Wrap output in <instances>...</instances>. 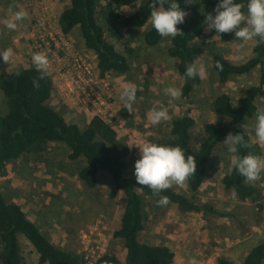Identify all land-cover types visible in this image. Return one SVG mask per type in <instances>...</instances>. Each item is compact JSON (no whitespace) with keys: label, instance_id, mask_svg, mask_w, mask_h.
I'll list each match as a JSON object with an SVG mask.
<instances>
[{"label":"rangeland","instance_id":"374dc122","mask_svg":"<svg viewBox=\"0 0 264 264\" xmlns=\"http://www.w3.org/2000/svg\"><path fill=\"white\" fill-rule=\"evenodd\" d=\"M68 5L69 0H0V52L10 47L15 52L8 64L0 58V74L34 66L32 56L41 52L40 36H34V28L37 26L38 33L42 25L45 28L50 25L54 29L60 11ZM191 5L204 16L215 15V8H205L197 2ZM138 6L121 9L119 13L130 15ZM10 9L27 13L15 30L6 27V22L13 19ZM146 30L130 34L133 38L130 48L135 51L129 57L130 72L105 78L100 77L97 57L85 47L79 28L66 36L72 53L78 55L88 67L91 79L98 81V84L84 86V92L88 95L92 93L91 89H96L104 99L112 95V109H107L105 118L101 120L111 126L130 147L126 176L131 178H136L135 164L141 158L139 147L145 143L159 144L167 140L174 119L184 116L195 119L190 143L193 150H198L206 138V126L224 122L212 111L214 99L228 94L238 103L250 87L258 84L260 76L258 69L251 75L234 77L222 84L213 70L212 56L208 51L197 58L199 64L206 66L201 86L190 99L181 97L169 105L165 89L170 86L181 88L182 85L178 73L179 62L168 55L169 39L157 47H148L141 37ZM124 32L129 37L127 31ZM216 35L215 30L209 32L206 28L203 36L205 45L222 53L232 63L242 64L254 57L255 39L247 43L237 40L225 43ZM106 39L120 53L128 55L121 42L108 33ZM52 62L53 66L49 67L54 81L52 104L68 121L85 129L98 117L83 109L82 100H79L82 93L76 88L73 78H62V70V73L54 72L56 68L61 69L64 63H69L65 59H53ZM129 83L137 86L138 99L130 116L126 117L122 111L127 109L120 97ZM70 87L74 92L70 91ZM257 105L264 109V97L258 98ZM161 106L168 108L170 119L153 125L151 109ZM0 108L4 113L8 109L1 90ZM255 123V119L246 122L247 133L253 143L263 150L264 144L258 143L255 137ZM224 142L217 148L207 180L199 192L191 193L187 181L183 185L172 186L192 200L209 205L211 210L199 214L184 213L170 203L159 205L161 198H148L147 217L140 242L168 246L176 254L175 264H191L193 260L196 264H219L220 259L241 263L257 244L264 242V174L255 181L261 193L260 200L257 203L240 201L235 192L227 190L222 183L229 173L231 159ZM69 154L65 145L49 143L41 154L26 155L8 164L7 176L0 178V190L9 202L20 205L27 217L57 247L84 256L87 264H92L107 253H114L123 260L126 256L124 243L113 236L120 226L126 204L123 195L110 199L113 181L103 172L95 189L86 187L78 177L83 161L73 162ZM20 241L25 258L23 264H39V255L31 244L22 235Z\"/></svg>","mask_w":264,"mask_h":264},{"label":"trees","instance_id":"16d2710c","mask_svg":"<svg viewBox=\"0 0 264 264\" xmlns=\"http://www.w3.org/2000/svg\"><path fill=\"white\" fill-rule=\"evenodd\" d=\"M199 6L216 8L219 0H194ZM246 6L247 0H237ZM153 0H69L58 16V26L65 36L79 28L85 47L98 60L97 68L101 78L109 75L122 76L130 72L129 57L135 54L130 48L132 32L147 28L141 35L144 43L151 48L169 39L168 55L178 60V73L182 80L183 99H190L201 86L202 79H187V66L208 51L212 56L213 70L220 83L226 84L234 77L248 76L260 70L259 82L250 87L243 98L235 103L228 94L216 97L212 111L222 118V123L206 126V138L198 150L191 147V131L195 119L190 116L172 121L168 139L159 144L180 146L197 161V172L189 177L187 185L191 193H197L204 186L211 160L219 145L229 132L245 135L248 147H241L239 155L249 153L261 155L262 149L253 143L250 135L241 128L248 120L255 119L257 100L264 97V41L255 39L254 57L242 64H234L222 53L207 48L203 36L206 32L205 16L194 9L190 0H177L188 15L185 23L178 25L184 35L176 38H162L149 26ZM138 8L130 15H123L121 9ZM127 31L129 37L124 32ZM108 33L121 42L128 55L120 53L115 45L106 39ZM222 42H235L233 34L218 36ZM200 41L202 43H200ZM222 65V71L216 67ZM34 66L0 74V90L7 101V111L0 108V178L7 176L8 164L26 155L41 154L49 143H60L70 151L69 159L83 161L78 177L88 188L99 184L100 173L108 174L113 181L110 199L123 195L126 204L115 239L124 243L126 256L122 260L114 253L99 257L94 264H175L176 254L168 246L140 242L147 217L148 198L167 197L184 213H203L211 210L207 204L192 200L172 187L159 195L146 186L137 184L136 178L126 176L127 158L130 147L107 123L94 119L85 129L68 121L52 104L54 81L50 71L45 79L39 80L40 87L33 85L39 78ZM123 116L129 117L127 110ZM222 183L227 190H233L242 202L257 203L261 193L255 182H245L236 171H229ZM23 236L39 255V264H87L84 256L54 245L32 222L16 203L9 202L0 190V264H23L25 258L20 236ZM219 264H264V242L254 247L241 263L220 259Z\"/></svg>","mask_w":264,"mask_h":264},{"label":"clouds","instance_id":"9594fccd","mask_svg":"<svg viewBox=\"0 0 264 264\" xmlns=\"http://www.w3.org/2000/svg\"><path fill=\"white\" fill-rule=\"evenodd\" d=\"M194 3V0H190ZM13 19L6 22V27L15 30L18 22L27 17L24 11H13ZM188 15L181 9L177 0H153L152 10L150 13V22L152 27L162 38H176L184 35L178 25L185 23ZM205 24L209 32L215 30L216 36L221 34H233L235 40L247 43L254 39L264 41V0H247L246 6L237 0H219L215 15L206 14ZM215 36V37H216ZM214 37V38H215ZM213 38V39H214ZM15 56L13 48H8L0 52V58L8 64ZM32 63L35 70L40 74L39 78L33 80V85L39 89V80L47 77L50 59L45 52L35 53L32 56ZM216 67L222 69V65L217 63ZM206 74V66L198 62L190 63L184 76L187 79H203ZM138 88L135 84L129 83L121 92V100L129 113L133 110L138 99ZM165 95L169 97L168 104L180 99L183 95L179 87H168L165 89ZM150 119L153 125L168 121L170 115L168 108L161 106L153 107L150 112ZM255 137L258 143L264 144V109H257L255 114ZM246 133L247 125H243ZM227 151L231 154L229 171H236L245 178V182H255L264 174V154L239 155L240 148L248 147V142L243 134H233L231 132L226 136L223 143ZM140 148L141 158L135 164V177L139 185L149 187L154 194L159 195L161 192L169 189L174 184L183 185L190 176L197 172V161L192 155L180 146H171L165 144L145 143ZM167 197H162L158 204L166 206L169 204ZM191 264H196L193 260Z\"/></svg>","mask_w":264,"mask_h":264},{"label":"built area","instance_id":"2783aa9c","mask_svg":"<svg viewBox=\"0 0 264 264\" xmlns=\"http://www.w3.org/2000/svg\"><path fill=\"white\" fill-rule=\"evenodd\" d=\"M57 21L55 22L54 29H52V26L50 25L49 28H45L44 25H42V29L38 33L37 26L34 28V36L37 34L40 36L39 38L41 42V52H45L48 55L50 59L49 67L53 66V59H56L58 61H61V59H65L66 62L69 63H64L61 69L58 70L56 68L54 72H61L62 70V78L71 76L76 88L79 92L82 93L81 99L79 100H82L80 103L83 104V109L88 113L91 112L95 117H98L99 119H104L106 110L112 109V95H110L108 99H104L98 92L95 91L96 89H91L92 93L88 95L84 92V86L92 85L93 83L98 84V81L91 79L88 67L82 62V59L78 55H74L72 53L70 47H68L66 43V36L62 33ZM70 91L74 92L71 87ZM83 94L85 97L83 96ZM78 98H80V96H78ZM262 154H264V148L262 150ZM95 261L92 264H94Z\"/></svg>","mask_w":264,"mask_h":264},{"label":"crops","instance_id":"0c3cea01","mask_svg":"<svg viewBox=\"0 0 264 264\" xmlns=\"http://www.w3.org/2000/svg\"><path fill=\"white\" fill-rule=\"evenodd\" d=\"M257 245H258V244H257ZM255 247H256V246H255ZM249 253H250V252H249ZM249 253H248V254H249ZM248 254H247V255H248ZM247 255H246V256H247ZM245 258H246V257H245Z\"/></svg>","mask_w":264,"mask_h":264}]
</instances>
